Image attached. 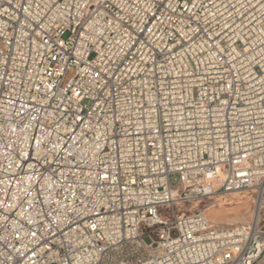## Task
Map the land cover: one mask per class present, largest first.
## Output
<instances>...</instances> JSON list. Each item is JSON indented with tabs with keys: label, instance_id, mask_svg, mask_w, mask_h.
<instances>
[{
	"label": "built area",
	"instance_id": "built-area-1",
	"mask_svg": "<svg viewBox=\"0 0 264 264\" xmlns=\"http://www.w3.org/2000/svg\"><path fill=\"white\" fill-rule=\"evenodd\" d=\"M0 264H264V0H0Z\"/></svg>",
	"mask_w": 264,
	"mask_h": 264
},
{
	"label": "rangeland",
	"instance_id": "rangeland-1",
	"mask_svg": "<svg viewBox=\"0 0 264 264\" xmlns=\"http://www.w3.org/2000/svg\"><path fill=\"white\" fill-rule=\"evenodd\" d=\"M244 194V193H243ZM248 194V193H247ZM242 200L237 201L232 195H222V201L218 203H210L216 200L214 197H206L202 199L182 202L181 204L173 203L158 209V213L162 219L171 220L174 216L183 213L189 214L193 211H200L207 216L209 221L216 227H227L237 224H246L251 217V199L250 194ZM249 196V197H248ZM210 206L205 208L207 204Z\"/></svg>",
	"mask_w": 264,
	"mask_h": 264
},
{
	"label": "bare ground",
	"instance_id": "bare-ground-1",
	"mask_svg": "<svg viewBox=\"0 0 264 264\" xmlns=\"http://www.w3.org/2000/svg\"><path fill=\"white\" fill-rule=\"evenodd\" d=\"M244 193V194H243ZM250 194L249 192H247V191H240V192H234V193H230V195H232L237 201H240V200H242L244 197L246 198L247 196H245V194ZM247 194V195H248ZM222 195H225V194H223V193H216V194H214V195H212L211 197H214L216 200H212V202H210V203H218V202H220V201H222ZM249 197V196H248ZM250 197H251V195H250ZM182 202H176V204H181ZM210 203L209 204H207L206 206H205V208H207L208 206H210ZM207 217V216H206ZM208 218V217H207ZM250 219H251V217H250ZM250 221V220H249ZM248 221V222H249ZM247 222V223H248Z\"/></svg>",
	"mask_w": 264,
	"mask_h": 264
}]
</instances>
